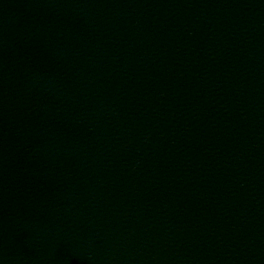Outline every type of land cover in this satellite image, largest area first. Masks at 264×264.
<instances>
[{"label":"water","instance_id":"obj_1","mask_svg":"<svg viewBox=\"0 0 264 264\" xmlns=\"http://www.w3.org/2000/svg\"><path fill=\"white\" fill-rule=\"evenodd\" d=\"M0 264H264V0H0Z\"/></svg>","mask_w":264,"mask_h":264}]
</instances>
